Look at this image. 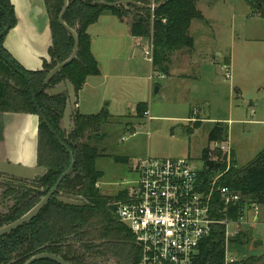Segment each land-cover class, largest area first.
<instances>
[{
  "label": "trees",
  "instance_id": "1",
  "mask_svg": "<svg viewBox=\"0 0 264 264\" xmlns=\"http://www.w3.org/2000/svg\"><path fill=\"white\" fill-rule=\"evenodd\" d=\"M44 1L50 17L51 47L49 60L43 62L41 69L24 68L4 48L5 36L0 39V53L10 62L8 64L0 58V112L37 115L25 80L27 77L41 111L73 152L74 177L68 176L62 180L55 194L35 218L0 237V264H22L31 255L40 252H51L63 258H70L76 264L82 262L80 259L82 257L113 258L118 263L120 250L127 258L123 260V264H137L139 250L134 236L128 227L117 219L110 203L111 200L123 198L125 192L120 190L115 195L99 192L98 180L102 173L95 168L94 160L102 154V149L97 150L98 148L85 138L88 133L98 131L109 121L111 117L108 111L102 110L92 115L76 112L71 117L74 126L66 134L62 129V117L67 94L50 96L47 89L68 80L78 91L88 76L100 73L98 62L90 49L91 38L87 28L103 12L112 13L120 20L127 19L132 36L150 38L153 45L151 62L153 71L168 72L173 53L181 48H191L193 45L192 37L188 33L190 23L193 19L203 17L196 7L198 0H164L161 6L153 10L132 4L108 7L89 4L93 0H68L63 19L78 35L77 54L46 84L43 82L48 71L70 55L73 39L58 21L64 0ZM132 1L144 5L151 3V0ZM245 1L250 8H258L261 3L263 4V0ZM159 2L160 0H155L156 5ZM257 12L264 16V8ZM6 14L13 26L15 23L13 6L10 0H0V31L6 26ZM10 81L14 82V86ZM144 111L145 106L138 104L139 116H144ZM38 122L37 164L45 167L47 173L33 181L5 175L17 186L8 182L3 186L0 205L2 206L5 199H11L13 203L7 212L0 213V226L14 221L35 205L70 163L68 152L59 145L40 118ZM193 125L198 126L199 122L196 121ZM226 138L227 126L222 122H215L208 135L209 146L202 151L203 167L200 176L208 189L211 177L216 173L221 174L213 192V216L217 220L228 219L236 223L253 205H264V148L241 167L236 166L231 151L230 164L227 166L226 155L219 147ZM211 143L214 144L213 147H210ZM117 159L127 161L124 157ZM28 186L34 187L37 192L27 189ZM218 186H226L230 191L238 193V200L224 203L217 192ZM59 195L79 198L83 205H66L56 199ZM238 234L240 233L237 232L235 235ZM233 238L226 237L224 224H215L210 235L200 242L189 264H224L226 241H233ZM117 242L128 247V250ZM45 263L57 264L52 260H39L32 264Z\"/></svg>",
  "mask_w": 264,
  "mask_h": 264
},
{
  "label": "rangeland",
  "instance_id": "2",
  "mask_svg": "<svg viewBox=\"0 0 264 264\" xmlns=\"http://www.w3.org/2000/svg\"><path fill=\"white\" fill-rule=\"evenodd\" d=\"M152 3L155 4V0H151L150 5ZM197 8L209 22L195 19L190 29L194 38L193 49L187 55L188 59L181 58L178 65L182 74L191 76L177 80L178 87L163 89L155 94L150 92L151 119L139 116L136 111L127 124L130 131L136 130L135 134L122 130L116 119H109L96 132L86 133L88 142L96 146L97 150L102 149V154L94 160L95 168L102 173L98 180L101 194L115 195L136 179L137 174L132 170V164L117 159L125 155L131 158L183 157L189 159L195 169H202V151L209 146L208 135L216 121L212 119H230L225 121L228 128L227 141L235 152L237 167L246 165L264 148V16L257 12L264 8V0L258 6L259 9L250 8L245 0H198ZM146 40L142 47L147 44ZM124 44L119 41L109 48L123 64V71H110L108 76L97 78L101 87L109 93L114 91L113 95L116 96L110 104V109L113 110L114 103H121L117 96L121 99L128 97V93L130 97L134 95L137 103L147 102L149 83L151 85L158 81L155 76L159 72L152 74V80L149 78L150 62L143 56L131 57L133 53L125 51ZM224 57H230L229 65L225 64ZM206 58L210 62L208 64H212L209 69L213 73L204 64ZM190 60L197 63L192 68L188 67ZM223 67L229 71L230 78H225ZM134 86L137 90L133 89ZM192 105L198 106L199 116L204 118L198 126L180 119L186 117ZM115 112L124 113L125 108L117 107ZM62 127L66 134L71 130L66 131L63 123ZM123 135L125 139L121 140ZM218 175L221 176L216 173L213 177ZM7 182L14 184L6 176H0V194ZM26 188L37 192L34 187ZM72 199L82 202L79 198ZM12 203L13 200L5 199L0 205V213L7 212ZM234 230L235 223L231 222L228 232ZM235 236L233 239L239 238L238 235ZM118 244L128 250L122 243ZM225 250L230 256L237 254L232 249ZM124 257L120 250L118 264L124 263L127 259ZM100 264L116 263L114 259H108Z\"/></svg>",
  "mask_w": 264,
  "mask_h": 264
},
{
  "label": "crops",
  "instance_id": "3",
  "mask_svg": "<svg viewBox=\"0 0 264 264\" xmlns=\"http://www.w3.org/2000/svg\"><path fill=\"white\" fill-rule=\"evenodd\" d=\"M10 3L13 6L15 23L5 35L3 46L24 68L28 70H39L42 68L43 62L49 60V49L51 47L50 17L45 1L10 0ZM199 11L202 13L201 10ZM202 16V19L196 20L208 23V18L203 13ZM194 21L195 19L191 21L188 31L189 35L192 37L193 45L194 38L190 34V29ZM87 32L91 38L90 49L98 62L100 73L98 75L88 76L82 87L76 91L77 113L92 115L102 110H107L111 117L110 119H116L122 130L135 134L136 130L130 131L127 124L130 121V117L134 116L137 111V105L143 104L148 112V115L144 117H147L148 120L151 119V107L149 106L150 92L155 94L161 92L163 89L175 88L174 86L178 87L177 80H182L183 78H188L187 76H191L182 74L178 69V65L181 58H187V55L191 53L193 45L191 48H181L173 53L168 72L164 73L165 78H157V76H155L158 81L151 85L149 83V97L147 102L140 101L137 103V99L134 98V95L130 97V93H128V97L121 99L117 96L118 102H121L120 105L116 102L113 105L115 109H110L111 100L116 95H113L114 91H110L109 93L105 88L101 87L97 78L100 76H108L110 71L115 73L121 72L124 68L123 64L115 58L112 52H110L109 48L117 42L123 41L125 43L123 45L125 51L127 50L130 54L133 53L131 57H142L141 48L146 39L144 40L132 36L128 20H120L117 16L109 12L101 13L98 19L88 26ZM218 56L221 57L220 54H218ZM205 60L204 64L207 70L213 73L209 69L212 64H208L210 62L207 58ZM193 61L194 60L189 61L188 67L191 66L190 68H192L193 65L197 64ZM224 62L226 65H229L230 57H224ZM154 72L156 73V71H153L151 64V75L149 76L151 80L154 78V75L151 77ZM191 73L194 74L195 72L192 71ZM135 76L136 75H133V77ZM136 85L137 84H135V86ZM135 86L133 89L137 90ZM155 87H157V91L154 90ZM214 95L216 96L217 93ZM204 103H206V101H204ZM120 106L125 108L124 113L115 112L117 107ZM0 119H2V121H0V160L29 166L38 165V117L34 114L23 112H0ZM180 119L192 124L196 121L200 124V122L204 120V118L199 116V108L197 105H192L186 117ZM212 120H216L214 123L222 122L226 125L225 121H229L230 119ZM122 137H125V135ZM223 143L229 146L233 154L235 153L232 146L227 141V138ZM124 158L127 159V164H133L134 161L139 159V157L131 158L129 155H125ZM236 232L240 233L238 234L239 238L233 241H227L225 245V249H232L237 253L234 255L231 254L235 260L234 263L264 264V205H259L257 212L252 208L246 210L244 216L235 223V230L231 232L230 236H235Z\"/></svg>",
  "mask_w": 264,
  "mask_h": 264
},
{
  "label": "built area",
  "instance_id": "4",
  "mask_svg": "<svg viewBox=\"0 0 264 264\" xmlns=\"http://www.w3.org/2000/svg\"><path fill=\"white\" fill-rule=\"evenodd\" d=\"M146 42L141 52L152 62V41L149 38ZM223 71L225 77L230 78L226 67ZM156 76L165 78L164 73ZM147 115L148 112L144 111V116ZM219 147L229 166L231 149L224 143ZM132 170L137 174L136 179L122 188L121 191L125 192L123 198L110 203L117 219L134 236L139 250L137 264H189L200 242L218 223L225 225L226 237L230 236L228 227L231 221L217 220L213 216V192L219 175L211 177L206 189L200 176L202 169H195L190 160L183 157H142L133 162ZM216 189L224 203L239 198L238 193L226 186ZM251 208L257 212L258 205ZM234 261L225 252V264Z\"/></svg>",
  "mask_w": 264,
  "mask_h": 264
},
{
  "label": "water",
  "instance_id": "5",
  "mask_svg": "<svg viewBox=\"0 0 264 264\" xmlns=\"http://www.w3.org/2000/svg\"><path fill=\"white\" fill-rule=\"evenodd\" d=\"M163 2L164 0H160V2L157 5L151 6V5H144V4L132 1V0H122L118 2H106L104 0H93L89 2V4L103 5V6H108V7H114L118 5L126 6V5L132 4V5L139 6V7H148L150 9L151 8L154 9L155 7L161 6ZM67 7H68V0H64L63 7L58 15V21L66 29V31L70 34V36L73 39L72 50H71L70 55L67 58L57 63L55 66H53L48 71V73L45 76L44 82H43L44 84L49 82V80L54 75H56L62 67L70 63L76 57V54H77L78 43H79L78 35L73 28H71L64 22V19H63L64 13ZM6 18H7V23H6L5 28L2 31H0V39L7 34V32L9 31L11 27V20L8 14H6ZM0 58L4 60L6 63L10 64L8 59L4 57L1 53H0ZM21 75L23 74L21 73ZM25 80L29 86L31 98H32V101H33V104L36 110L37 117L40 118L41 121L46 125V127L48 128L50 133L54 136V138L59 143V145L62 146L68 152L70 156V163L68 167L59 175V177L54 182V184L48 189V191L40 198V200L35 205H33L27 212H25L23 215H21L14 221H11L7 224L0 226V237L14 231L18 227L30 222L33 218H35L40 213V211L45 207V205L48 203L50 198L55 194L62 180L68 176L74 177L73 167H74L75 159H74L72 150L63 141V139L58 135L56 130L52 127L50 122L47 120L46 116L41 111L40 107L38 106L36 102V94L33 91L32 87L30 86L28 78L25 77ZM10 84L14 86V82L10 81ZM154 90L157 91V87H155ZM47 93L50 96H57L62 93L67 94V100L65 103L64 111H63L62 123L64 125L65 130L69 131L74 126V122L71 120V117L76 114V90L73 84L68 80H64L60 82L59 84L48 88ZM46 173H47V169L39 165L29 166V165H25L21 163L0 160V174H3V175L21 178L27 181H33L37 177L43 176ZM56 199L59 202H62L66 205H71V206H82L83 205V203L79 200H75V199L64 197V196H56ZM41 259H49L58 264H69L61 256L56 255L51 252L37 253L31 256L30 258H28L23 264H32L33 262L41 260Z\"/></svg>",
  "mask_w": 264,
  "mask_h": 264
},
{
  "label": "flooded vegetation",
  "instance_id": "6",
  "mask_svg": "<svg viewBox=\"0 0 264 264\" xmlns=\"http://www.w3.org/2000/svg\"><path fill=\"white\" fill-rule=\"evenodd\" d=\"M0 176H5V175H3V174H0ZM37 254V253H36ZM35 255V254H34ZM31 256H33V255H31ZM30 256V257H31ZM60 256V255H59ZM30 257H28V258H30ZM62 257V256H61ZM27 258V259H28ZM63 258V257H62ZM27 259H25L24 261H23V263L27 260ZM67 263H69V264H76V262H72V259H70V258H63ZM81 259V261L82 262H80V264H100L103 260L105 261V260H108V259H104V258H89V257H82V258H80ZM80 259H79V261H80ZM109 259H112L113 260V258H109ZM41 260H49V259H41ZM39 261V260H38ZM114 261H115V259H114ZM36 262V261H35ZM22 263V264H23ZM115 263L116 264H118L116 261H115ZM46 264V263H45ZM58 264V263H57Z\"/></svg>",
  "mask_w": 264,
  "mask_h": 264
}]
</instances>
